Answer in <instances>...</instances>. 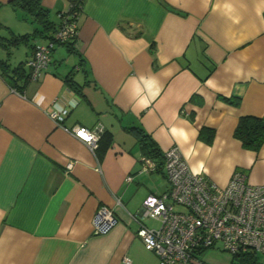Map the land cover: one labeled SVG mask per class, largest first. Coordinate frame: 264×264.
I'll return each mask as SVG.
<instances>
[{"label":"crops","instance_id":"1","mask_svg":"<svg viewBox=\"0 0 264 264\" xmlns=\"http://www.w3.org/2000/svg\"><path fill=\"white\" fill-rule=\"evenodd\" d=\"M13 1L0 0V264H157L134 219L158 227L142 204L169 183L162 166L142 170L140 133L161 155L178 147L220 188L235 171L264 185V145L248 151L234 137L241 117L264 119V0H80L72 51L55 47L19 91L2 63L29 73L34 45L47 39ZM73 1L41 6L58 24ZM66 107L64 127L103 126L94 154L46 114ZM102 206L117 224L94 235Z\"/></svg>","mask_w":264,"mask_h":264},{"label":"built area","instance_id":"2","mask_svg":"<svg viewBox=\"0 0 264 264\" xmlns=\"http://www.w3.org/2000/svg\"><path fill=\"white\" fill-rule=\"evenodd\" d=\"M81 6L71 13L59 15V25L51 38L36 44L26 65L31 81H37L51 61V53L59 44L76 39L77 17ZM69 108H49L47 116L57 127L84 143L95 153L104 132L98 124L93 128L75 125L64 127ZM164 171L169 188L161 195L149 194L143 201V218L158 221L157 228L138 224L136 235L147 251L158 258L157 264H207L200 260L207 249L219 248L230 257L245 253L264 255V185L247 182L246 175L235 171L224 188L200 173L193 172L176 146L163 154ZM146 173L156 170L149 158L141 159ZM72 168V163L67 169ZM180 209V210H177ZM117 218L108 207H100L93 216L94 235L109 233ZM125 259V264H129Z\"/></svg>","mask_w":264,"mask_h":264},{"label":"trees","instance_id":"3","mask_svg":"<svg viewBox=\"0 0 264 264\" xmlns=\"http://www.w3.org/2000/svg\"><path fill=\"white\" fill-rule=\"evenodd\" d=\"M12 3L15 7L26 11L31 16L32 21L41 27V30H35V34H38L39 36H42L47 40L51 38V35L56 31L59 22L58 24H55L49 19L48 11L41 6V0H15ZM80 4V0L73 1L67 13L73 12L74 9L80 6ZM25 39H27L26 35L22 36L20 39L16 38L13 42L17 43ZM75 42L76 39L65 44L72 51ZM2 65L4 68L2 69V76H4L3 78L12 89L19 91L25 86L26 82L30 79V72L25 74L26 72L22 64H19L13 70H10L6 63H2ZM16 76H19V78H23L22 84L20 86L17 85L18 82ZM64 80L66 81L70 89H73L74 91L78 92V87L73 82L71 74H69ZM223 100L228 103L237 105L236 100H230L225 98ZM140 134V142L141 147L143 149V155L152 160L156 164V170H159L158 168L160 166L163 167L164 165L163 155H161L157 145L148 135H145L143 133ZM234 137L241 143L243 149L257 152L261 148V146L264 145V119L252 116L241 117L235 128ZM99 142L97 148L99 147ZM231 261L235 264H262L258 261L256 253H245L236 255L234 257H231Z\"/></svg>","mask_w":264,"mask_h":264},{"label":"rangeland","instance_id":"4","mask_svg":"<svg viewBox=\"0 0 264 264\" xmlns=\"http://www.w3.org/2000/svg\"><path fill=\"white\" fill-rule=\"evenodd\" d=\"M56 48H60L61 51L65 52L64 47L61 48L57 45ZM71 59L72 58H70V57L67 58V63L71 62ZM12 64H14V63H12ZM17 65H18V63H15V65H12V67H16ZM177 210H180V209H177ZM153 226H156V224ZM257 259L260 263L264 264V255L257 254ZM200 260L207 262L208 264H235L234 262L231 263L232 262L231 257L227 253L220 250L219 248L207 249L204 252V255H202L200 257Z\"/></svg>","mask_w":264,"mask_h":264}]
</instances>
